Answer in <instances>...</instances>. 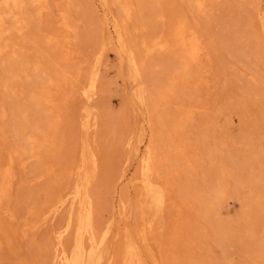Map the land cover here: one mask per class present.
Masks as SVG:
<instances>
[{
	"label": "rangeland",
	"instance_id": "374dc122",
	"mask_svg": "<svg viewBox=\"0 0 264 264\" xmlns=\"http://www.w3.org/2000/svg\"><path fill=\"white\" fill-rule=\"evenodd\" d=\"M133 1L128 23L131 44L144 55L142 42L161 29L157 10L164 2ZM51 2L41 15L36 14L35 7L27 6V23L21 29L15 28L13 18H7L8 34L0 41L8 45L0 56V154L16 144L10 128L12 114L24 101L22 96L30 95L35 86L59 96L64 110L54 143L42 146L40 158L23 154L26 163L18 164L9 206L17 215L19 232L37 221L61 192L70 191L67 197L71 198L80 187L93 202L96 232L109 230L98 263L109 264L123 229L135 234L140 227L138 205L146 192L138 185L137 154L146 148L148 132L143 127L148 125L143 124L152 113L148 130H160L159 148L166 150L169 141L170 148L174 145L172 156L179 158L177 176L171 182L172 195L182 205L183 215L174 219L173 204L169 203L154 218L150 244L158 254L154 259L148 255L146 264H157L161 259L162 264H264V30L254 17L258 2L263 0H216L214 10L199 19L214 47V65L209 87L202 90L201 97L192 99L186 94L182 99L186 107L208 102L207 109L198 108L190 120H181L183 128L178 134L167 130L172 131L170 126L183 117L184 108H179L177 101L181 98L173 99L166 110L161 107L159 113L139 102L136 93L141 82L129 78L127 64L114 45H109L104 57L108 66L96 94L86 102V80L82 77L77 82L75 74L81 68L86 70L103 49L99 0ZM113 8L119 11L117 6ZM63 9L69 14V34L78 52L69 62L63 60L60 45L48 43L45 36L49 28L67 32L59 22ZM14 52L18 57L11 60ZM168 58L165 53L146 57L143 80L147 94L158 92L152 79L163 72V64H157ZM21 63L26 65L19 70ZM49 77L52 84L47 83ZM9 79L14 81L16 95L3 86ZM2 112L7 114L5 118ZM159 114L164 118L161 122ZM50 166L53 170L38 178ZM224 169L229 171L224 193L208 204L205 196ZM73 201L37 235L20 238L22 255L34 264H53L54 228L64 226L69 213L75 221L83 215L84 205ZM75 228L63 236L67 246L76 239ZM14 263L9 251L1 248L0 264Z\"/></svg>",
	"mask_w": 264,
	"mask_h": 264
},
{
	"label": "bare ground",
	"instance_id": "6f19581e",
	"mask_svg": "<svg viewBox=\"0 0 264 264\" xmlns=\"http://www.w3.org/2000/svg\"><path fill=\"white\" fill-rule=\"evenodd\" d=\"M260 1V0H258ZM157 10V20L161 22L159 32L152 34L149 40L142 42V52L140 55L131 44L129 21L133 16L135 2L133 0H99L98 9L102 14L103 29V49L99 56L87 67L86 70L77 71V82L84 77L86 80L85 90L83 92L86 102L90 103L97 88L100 78L105 74L108 64L104 61L107 56L109 45H114L122 61L126 62L129 78L141 85L137 89L136 97L142 104L149 105L154 113H159L160 108L168 109L175 98L179 102V108H184L183 117L176 120L168 131L169 134H178L183 128L181 120L188 121L192 118L195 110L198 108L207 109L208 102H198L191 107H186L183 95H190L192 99L201 97V92L209 87V72L214 65V47L211 40L207 38L206 31L199 26V19L207 17L209 12L214 10L213 3L216 0H163ZM27 6L35 7L37 15H41L44 10L52 6L51 0H0V41L1 37L8 34L6 27L7 18H13L15 28H23L26 21ZM113 6H117L119 13L115 12ZM260 20L264 30V0L258 2L257 11L254 15ZM210 21V18L208 19ZM59 22L67 28L63 34L55 28L47 29L46 39L48 43L61 47L63 60L69 62L77 55L76 43L73 42L69 31L71 29L69 14L66 9L61 11ZM74 46V48L71 47ZM6 45L0 42V56L5 52ZM155 53L168 54L169 58L163 64V72L159 71L152 79V85L157 88V93L147 94L145 91L144 70L146 57ZM16 52L11 55V60L17 58ZM26 63L18 65L22 70ZM35 70L39 71V66L35 65ZM61 75V72H58ZM18 75H14L17 77ZM63 78H66L63 75ZM13 79L3 83L4 88L13 95ZM48 84L53 83L52 78L47 79ZM2 85V84H1ZM87 88V89H86ZM29 96V99H27ZM22 96L24 101L17 104L14 114H12V123L10 125L13 136L16 137V144L10 146L5 153L0 154V249L6 248L14 258V264H34L29 257H25L21 250L20 238L30 233H37L45 224L54 221L59 215L61 209H68L71 202H78L83 207V215L75 221L73 214L69 213L67 222L64 226H58L53 230V264H98L102 260V251L109 235V230L96 232L94 225L95 211L93 202L89 196L81 193L80 187L75 190V195L67 197L70 191L60 193L57 198L49 204L46 211L39 219L33 223L26 224V228L20 233L16 227V213L10 208L9 201L12 196V190L17 177V167L19 163L25 164L22 155L27 158H40L41 148L45 143H54V137L57 130V122L62 119L63 107L51 90H39L35 86L30 95ZM27 100V101H26ZM200 100V99H199ZM177 102V103H178ZM19 103V102H18ZM29 110H33L31 114ZM37 117L31 118L33 114ZM148 121L143 126L151 127L152 113ZM7 114L2 112L1 117L5 118ZM45 119V124H38ZM161 122L164 118L158 115ZM167 127L166 124H162ZM143 127L147 134L146 148L142 153H136L139 157L138 185L143 189L145 199L138 205L140 212V227L137 233L130 229H123L120 241L111 254L109 264H146L148 255L153 259L157 257L156 247L150 244V238L154 232V218L165 211L169 203L173 204L172 217L179 219L183 215V207L172 195V178L177 176L179 158L173 157L174 145L168 141L166 150H162L158 139L162 136L160 130H148ZM87 126L86 129H89ZM168 129V128H167ZM163 132V130H162ZM181 155H179L180 157ZM187 160H185L186 162ZM21 163V164H22ZM53 166L47 168L45 172L38 175L43 177L45 173L51 172ZM228 170H223L219 178L210 186L209 192L205 196V202L212 203L219 199L223 194L225 180ZM151 210L156 213L152 214ZM32 214V211H30ZM216 215H220L219 208L216 209ZM53 224V223H51ZM72 227H76V239L72 246L64 243L63 236L68 234ZM157 264H162L161 261Z\"/></svg>",
	"mask_w": 264,
	"mask_h": 264
}]
</instances>
